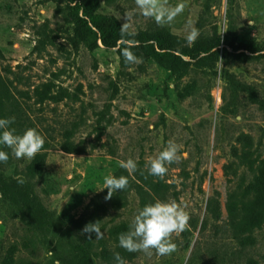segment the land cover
<instances>
[{"label": "rangeland", "instance_id": "1", "mask_svg": "<svg viewBox=\"0 0 264 264\" xmlns=\"http://www.w3.org/2000/svg\"><path fill=\"white\" fill-rule=\"evenodd\" d=\"M99 1V12L116 16L121 25L127 14L126 31L133 34L163 26L185 38L191 21L197 39L220 36L219 56L176 72L143 55L126 63L100 40L91 48L77 39L73 4L0 0V75L12 97L5 112L15 117L17 133L35 128L48 145L38 152L47 157L33 179L35 193L72 226L91 200L104 203L96 238L109 244L114 233L128 230L144 192L152 202L187 205L188 226L171 236L174 252H132L125 264H264V197L255 190L264 173V0H165L184 7L164 25L143 16L135 0ZM226 39L257 52L236 51ZM61 89L70 96L39 102ZM100 113L106 126L98 137ZM66 133L87 151H63ZM169 140L180 146L177 162L167 165L163 178L149 175L146 162ZM2 150L9 154L0 162L7 177H23L38 154L16 159L10 149ZM129 158L136 169L120 167ZM106 175L126 176L128 186L106 198ZM211 198L219 204L218 218L208 207ZM82 229L75 227L76 234L88 235ZM58 237L31 232L0 194V264L14 245L27 264H62L66 249Z\"/></svg>", "mask_w": 264, "mask_h": 264}, {"label": "trees", "instance_id": "2", "mask_svg": "<svg viewBox=\"0 0 264 264\" xmlns=\"http://www.w3.org/2000/svg\"><path fill=\"white\" fill-rule=\"evenodd\" d=\"M65 1L73 4L76 9L78 17L75 35L77 39L80 42L90 43L91 48L98 47V40H100L103 46L115 48L122 60H124L122 51L129 49L137 57L143 55L152 58L159 64L176 72L185 71L191 66H203L212 60H217L219 56L218 47L221 40L217 34L196 39L191 44H188L184 37L175 35L163 26H155L150 31L142 30L137 34L126 31L122 35V25L119 19L114 15L99 12V0ZM225 45L231 46L236 51L245 49L253 53L257 52L256 47L241 43L236 45L233 41L227 39ZM262 50H264V47ZM239 56L246 55L240 54ZM2 57L3 54L0 50V58ZM39 95L42 96L44 93L39 92ZM69 96V93L61 89L53 95L41 97L39 102H43L44 99L61 101L64 97ZM11 98L9 88L0 75V118L8 117L5 110ZM103 118L104 114L100 113L96 127L98 137L104 132L106 126L102 124ZM64 137L65 140L59 145L63 151L68 153H85L87 151L84 142L70 140L67 133ZM45 148H48L47 143H44L42 147V149ZM46 157L45 152L38 153L34 161L27 167L23 177H7L0 172V194L2 199L25 219L34 234L42 236L59 235L58 245L66 249L62 257V264H101L96 262L92 256L99 258L104 264H116V253H119L124 261L131 258L132 252H128L119 246L116 233H114L116 241L111 244L108 240L96 238L94 233L91 234V238H88L89 234L84 236L76 234L75 227L84 228L89 223L98 222L101 215L107 211V206L101 201L91 200L86 212L73 220V226L54 211L45 207L35 193L33 179L43 171ZM261 176V182L255 190L256 193L260 194L259 196L264 197V173ZM143 194L142 206L152 202L147 192ZM208 207L215 218H218L220 211L217 201L212 198L209 199ZM17 252V246H12L8 258L2 264H27L26 260L17 257Z\"/></svg>", "mask_w": 264, "mask_h": 264}, {"label": "clouds", "instance_id": "3", "mask_svg": "<svg viewBox=\"0 0 264 264\" xmlns=\"http://www.w3.org/2000/svg\"><path fill=\"white\" fill-rule=\"evenodd\" d=\"M136 7L145 17H150L157 24H171L175 18L183 11V3L175 6H168L165 0H135ZM130 17L126 14V22L121 27L122 35L126 32L127 21ZM251 23H253L251 21ZM200 35L191 21L186 25L185 40L193 43ZM122 56L126 63H134L137 56L129 49L122 51ZM15 117L0 118V162L9 159L8 152L2 150L7 148L16 159L26 158L31 160L42 149L45 140L43 135L35 128H27L23 133H17L12 127ZM180 146L173 140H169L167 146L158 156L147 161L145 167L148 174L163 178L167 172V165L178 160ZM120 167L127 170H134L137 163L134 159H127L120 162ZM103 189H108L106 198H111L118 190H124L128 186L126 176L106 175L104 177ZM102 189V190H103ZM100 190V191H102ZM187 205L174 199H157L154 202L145 204L135 215L126 232L119 235V246L128 252H146L155 250L157 255L164 256L176 250V244L172 242L173 233L183 232L188 226L190 214ZM99 236L100 227L97 222L89 223L82 229V234ZM116 264H125L123 257L119 253L115 254Z\"/></svg>", "mask_w": 264, "mask_h": 264}]
</instances>
